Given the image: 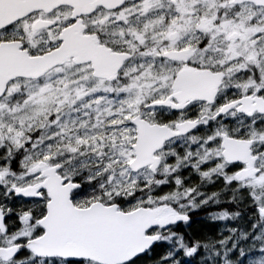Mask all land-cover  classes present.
Wrapping results in <instances>:
<instances>
[{"label":"snow or ice","instance_id":"obj_1","mask_svg":"<svg viewBox=\"0 0 264 264\" xmlns=\"http://www.w3.org/2000/svg\"><path fill=\"white\" fill-rule=\"evenodd\" d=\"M0 264H264V0H0Z\"/></svg>","mask_w":264,"mask_h":264}]
</instances>
